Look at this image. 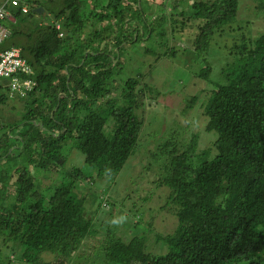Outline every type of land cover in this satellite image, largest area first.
<instances>
[{"label":"trees","instance_id":"trees-1","mask_svg":"<svg viewBox=\"0 0 264 264\" xmlns=\"http://www.w3.org/2000/svg\"><path fill=\"white\" fill-rule=\"evenodd\" d=\"M48 1L39 6L61 22L63 36L54 23L34 20L32 7L16 13L0 44L20 47L37 81L23 97L25 114L0 137V264H82L92 240L102 264H264V31L236 46L221 79L211 77L207 57L214 33L237 19L241 0H163L156 16L155 0ZM176 15L183 25L196 23L193 47L207 53L197 74L215 83L203 113L205 130L217 133L216 151L198 152L195 138L182 149L180 132H167L165 170L154 182L170 188L178 227L158 235L172 250L156 254L144 235H98L85 212L92 210L89 186L115 180L136 152L143 126L136 111L156 91L142 75L117 79L124 53L147 41L145 53L175 56L168 25L179 22ZM198 98L189 95L187 109ZM72 149L84 155L85 171L65 170ZM101 205L109 207L105 197Z\"/></svg>","mask_w":264,"mask_h":264},{"label":"rangeland","instance_id":"rangeland-1","mask_svg":"<svg viewBox=\"0 0 264 264\" xmlns=\"http://www.w3.org/2000/svg\"><path fill=\"white\" fill-rule=\"evenodd\" d=\"M163 0H155L151 12L158 8ZM48 0H38V5L48 3ZM171 2V0H169ZM258 0H241L237 19L224 30L216 31L213 35L209 53L199 54L193 47L197 33L196 23L183 25L181 16L176 15L179 22L169 23L168 32L170 46L177 49L173 57L157 56L144 52L148 42H138L129 47L124 53V69L117 79L124 81L128 77L143 76L144 81L151 84L156 91L149 93L146 104L137 109L136 114L143 121L136 152L130 156L127 163L115 180L106 179L96 182L90 189L89 212L86 215L93 219L98 235L124 233L123 238L129 240L134 235L146 236L147 250L156 254L169 253L172 248L158 235L172 234L178 227V217L175 206L169 203L170 188L158 186L155 181L162 170H165V156L162 147L173 129L180 132L177 140L183 142L182 149L187 143L197 139V150L202 152L209 149L215 153V136L217 133L207 132L205 125L204 103L209 97L215 83L200 77L197 72L204 66L207 55L214 63L211 77L221 79V68L235 60L238 51L236 46L244 43L264 31V11L258 6ZM159 9V8H158ZM171 6L168 7L170 12ZM34 20L48 23L54 20L48 10L35 14ZM171 27V28H170ZM221 81V80H219ZM0 89V94L5 93ZM6 94V93H5ZM198 94V100L187 109V97ZM5 102L0 101V137L5 131L9 132L26 111V99L11 97ZM109 128L106 129L109 132ZM84 155L77 149H72L66 171L70 167L85 171ZM163 168V169H162ZM88 189L82 188L86 193ZM102 197L108 200L109 207H102ZM108 207V208H107ZM98 240L88 241L82 257V264H102L100 249L95 247ZM4 253H9V246L1 245ZM79 254H84L80 250ZM50 260L51 254L44 255Z\"/></svg>","mask_w":264,"mask_h":264},{"label":"built area","instance_id":"built-area-1","mask_svg":"<svg viewBox=\"0 0 264 264\" xmlns=\"http://www.w3.org/2000/svg\"><path fill=\"white\" fill-rule=\"evenodd\" d=\"M33 6V0H0V44L12 34L18 20L16 13L26 15ZM17 24V23H16ZM58 29L62 28L59 21L55 22ZM63 31L60 33L62 36ZM34 70L22 55V49L12 46L0 49V88L5 89L11 97L23 98L35 89L37 81L33 78Z\"/></svg>","mask_w":264,"mask_h":264},{"label":"clouds","instance_id":"clouds-1","mask_svg":"<svg viewBox=\"0 0 264 264\" xmlns=\"http://www.w3.org/2000/svg\"><path fill=\"white\" fill-rule=\"evenodd\" d=\"M32 7H34V8H37V7H40L39 5H37L36 3H35V0H33V6ZM32 7H31V9H32ZM34 12H35V9H34ZM35 13H37V12H35ZM37 14H40V13H37ZM55 22H56V20L54 19L53 21H50V22H48V23H41V24H45V25H47V24H55ZM55 26H56V24H55ZM57 28V27H56ZM58 29V28H57ZM60 30V33L63 31L62 30V28L61 29H59ZM63 33H64V31H63ZM64 35V34H63ZM62 35V36H63ZM61 36V35H60Z\"/></svg>","mask_w":264,"mask_h":264},{"label":"water","instance_id":"water-1","mask_svg":"<svg viewBox=\"0 0 264 264\" xmlns=\"http://www.w3.org/2000/svg\"><path fill=\"white\" fill-rule=\"evenodd\" d=\"M43 10H44L43 6L35 8V12L40 13V14L43 12ZM37 126L42 127V123L41 122L37 123Z\"/></svg>","mask_w":264,"mask_h":264},{"label":"crops","instance_id":"crops-1","mask_svg":"<svg viewBox=\"0 0 264 264\" xmlns=\"http://www.w3.org/2000/svg\"><path fill=\"white\" fill-rule=\"evenodd\" d=\"M0 89H2V88H0ZM4 91H5V93H6V90H4ZM5 93H1L0 95L5 94Z\"/></svg>","mask_w":264,"mask_h":264}]
</instances>
